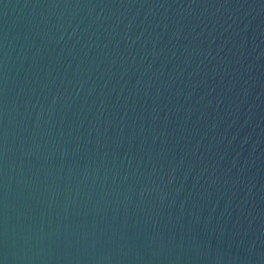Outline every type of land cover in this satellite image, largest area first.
Returning a JSON list of instances; mask_svg holds the SVG:
<instances>
[{"label":"water","instance_id":"water-1","mask_svg":"<svg viewBox=\"0 0 264 264\" xmlns=\"http://www.w3.org/2000/svg\"><path fill=\"white\" fill-rule=\"evenodd\" d=\"M0 264H264V0H0Z\"/></svg>","mask_w":264,"mask_h":264}]
</instances>
